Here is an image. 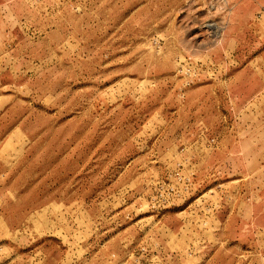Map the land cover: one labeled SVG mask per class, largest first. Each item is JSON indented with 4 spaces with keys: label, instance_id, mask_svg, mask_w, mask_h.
Wrapping results in <instances>:
<instances>
[{
    "label": "rangeland",
    "instance_id": "rangeland-1",
    "mask_svg": "<svg viewBox=\"0 0 264 264\" xmlns=\"http://www.w3.org/2000/svg\"><path fill=\"white\" fill-rule=\"evenodd\" d=\"M0 264H264V0H0Z\"/></svg>",
    "mask_w": 264,
    "mask_h": 264
},
{
    "label": "crops",
    "instance_id": "crops-1",
    "mask_svg": "<svg viewBox=\"0 0 264 264\" xmlns=\"http://www.w3.org/2000/svg\"><path fill=\"white\" fill-rule=\"evenodd\" d=\"M230 132H233V130H230ZM244 175L242 173L239 174V178L242 179Z\"/></svg>",
    "mask_w": 264,
    "mask_h": 264
}]
</instances>
